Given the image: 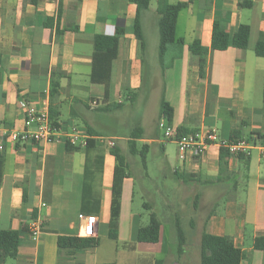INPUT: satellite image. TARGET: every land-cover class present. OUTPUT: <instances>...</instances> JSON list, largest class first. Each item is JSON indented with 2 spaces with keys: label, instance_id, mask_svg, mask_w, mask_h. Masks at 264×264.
Here are the masks:
<instances>
[{
  "label": "crops",
  "instance_id": "obj_1",
  "mask_svg": "<svg viewBox=\"0 0 264 264\" xmlns=\"http://www.w3.org/2000/svg\"><path fill=\"white\" fill-rule=\"evenodd\" d=\"M166 1L189 5L176 23V38L183 45L170 46L161 62L155 1L141 13V48L133 29L136 6L128 0H0V123L22 131L26 104L39 108L47 99L58 111L59 137L42 147L6 144L0 151V230L17 231L22 241L18 258L3 264H156L157 255L164 253V225L158 243L134 242V230L140 225L129 209L134 195L130 174L122 185L118 238H108L112 151L118 149L126 162L138 157L130 154L128 145L135 128L142 130L137 150L147 146V157L159 154L169 175L192 174L224 191L223 207L210 212L196 228L198 242L191 253L182 255L181 264H188L191 255L196 262L200 259L203 231L229 237L242 251L241 264H264V251L253 247L255 238L264 237V157L257 151L253 156V151L246 170L241 159L229 156L228 177L216 182L220 149L210 146L201 158L181 159L175 142L165 140L162 131L168 125L158 115L164 96L174 110L172 128L214 131L221 140L239 130L240 140L255 139L264 145V59L253 51L259 34H264V0ZM215 20L223 21L230 35L239 25L250 27L248 48L211 51ZM117 29L123 34L106 88L91 81L93 42L96 35L113 36ZM194 41L209 50L203 79L191 63L188 46ZM53 82L59 88L50 100ZM106 105L118 108L106 111ZM220 112L218 133L212 117ZM73 130L82 138L71 145L64 135ZM172 145L176 162L169 154ZM157 190L166 205L174 203L173 196L169 201ZM80 214L96 217L98 246L73 255L60 252L59 236L79 237ZM36 220L40 234L33 240L29 228Z\"/></svg>",
  "mask_w": 264,
  "mask_h": 264
},
{
  "label": "trees",
  "instance_id": "obj_2",
  "mask_svg": "<svg viewBox=\"0 0 264 264\" xmlns=\"http://www.w3.org/2000/svg\"><path fill=\"white\" fill-rule=\"evenodd\" d=\"M136 6V15L133 24L134 35L141 48H144V41L141 27V13L148 9L150 2L157 3L158 14V55L160 61L163 59L167 49L170 46H182L183 40L176 38V23L178 15L181 11L186 9L189 3L170 4L166 0H128ZM34 2V1H33ZM247 7L251 6V2H246ZM74 28L73 30H75ZM123 34V30L117 29L113 36L96 35L93 42L94 53L92 58V72L91 81L94 84L104 85L108 87L111 80L112 64L117 57L119 38ZM250 38V27L246 25H239L235 32L230 35L226 32V27L223 21L215 20L212 28L211 37V51H225L229 47L245 50L248 48ZM191 55V63L197 67V74L200 79L205 77L206 57L208 49L203 47L199 41H194L188 46ZM254 54L258 58L264 59V34L260 33L253 48ZM162 62V61H161ZM58 83L51 84L49 98L52 100L58 91ZM262 99L264 102V82L262 90ZM117 105H106V111L110 109H117ZM159 119L164 120L166 125L170 126L173 121L174 110L161 97L158 111ZM49 119L54 128H58L57 119L58 111L49 107ZM189 133L187 130L177 128L178 135H185ZM241 132L233 130L228 140L230 142L241 139ZM142 130L135 128L130 134L129 152L132 156H138L141 159V164L144 170L147 168V153L148 147L143 146L137 150L136 140L141 139ZM261 137V136H260ZM249 139V138H248ZM264 139V138H262ZM69 150V146L67 147ZM115 166L113 169L112 185H111V205H110V219L108 225V238L116 241L118 238V225L120 215V203L122 195V185L124 179L128 177V163L118 149L112 151ZM229 153L227 150L220 149L218 156V175L216 182L228 177V162ZM244 163L246 170H248L249 157L237 156ZM177 181H182L184 184H191L200 182L190 175L175 176ZM208 185H214L212 182ZM201 194L197 193L193 198L192 208L197 211L199 208ZM148 209H150L148 207ZM205 223V222H204ZM190 227H195V221H190ZM161 222L155 212L149 215V221L146 226L136 227L134 230L133 240L136 243H151L156 244L160 240ZM175 235H176V258L179 260L185 252L186 235L182 229L181 222L178 218L175 219ZM21 238L17 231L14 230H0V264L7 260H16L18 258V249L21 245ZM99 242L96 238H80L77 236H59L57 240V247L59 251L66 252V254L73 255L78 251H85L94 249ZM255 250L264 251V237H257L253 242ZM243 260L242 251L237 248L233 241L227 236H215L202 232L200 236V259L199 264H241ZM156 264H162L161 260H156Z\"/></svg>",
  "mask_w": 264,
  "mask_h": 264
},
{
  "label": "rangeland",
  "instance_id": "obj_3",
  "mask_svg": "<svg viewBox=\"0 0 264 264\" xmlns=\"http://www.w3.org/2000/svg\"><path fill=\"white\" fill-rule=\"evenodd\" d=\"M170 63L169 59L165 60V64ZM222 112V111H221ZM221 112L217 116H213L211 114L209 117H212L213 122L215 123V129H217L218 133L222 128V118L223 115ZM222 117V118H221ZM110 127H106V130H109ZM245 134L248 133V129H244ZM163 132V131H162ZM160 139L164 140L162 134L160 133ZM166 140V139H165ZM169 145V144H167ZM171 145V144H170ZM173 147L169 150V154L171 157L176 159V147ZM257 154L256 151L253 152V156ZM132 164H131V162ZM128 160V174L132 179V183L130 185L134 195L131 198V203L129 205V209L132 215H135L138 219V225L146 226L149 221V215L153 211L157 214L158 219L164 225L165 232V245H164V253L163 255H157L156 260L170 261L173 264H181V262L175 258V248H176V235H175V221L173 218H178L181 222V226L186 235V246L185 252H192L194 249H191L198 242V233L196 232V228L201 226L205 221L206 217L210 212L214 213V211H220L223 207V199L224 194L222 195V189L218 187L215 183L214 185H208L207 183L194 182L191 184H184L182 186V181H177L172 175H169L164 170V159L161 158L159 154L150 153L147 157V170L144 171L141 164L140 157H132ZM176 162V161H175ZM243 181V179H241ZM156 187V188H155ZM157 187L161 190L169 201L173 198V204H165V201L161 198L159 193L157 192ZM200 193L202 197V204H199V208L197 211H194L192 208L193 198L194 196ZM173 194V195H172ZM184 196V198H183ZM218 202L217 206L213 204ZM150 207V210L148 209ZM169 208V210H168ZM173 212V216L167 212ZM219 215L224 217V213ZM139 216V217H138ZM195 221V227L191 229L190 221ZM168 224V225H167ZM167 232H171L170 236H168ZM122 245H129L127 243ZM133 246V244L131 245ZM121 247V246H120ZM123 248V247H122ZM183 254V255H184ZM174 257V259L172 258ZM182 257V256H181ZM173 259V260H170ZM188 264H199V259L195 260V258L191 255L188 258Z\"/></svg>",
  "mask_w": 264,
  "mask_h": 264
},
{
  "label": "built area",
  "instance_id": "obj_4",
  "mask_svg": "<svg viewBox=\"0 0 264 264\" xmlns=\"http://www.w3.org/2000/svg\"><path fill=\"white\" fill-rule=\"evenodd\" d=\"M23 123L24 129L22 131L8 128L0 123V151L4 149L6 144L30 143L34 146L42 147L59 139L57 128L52 126L49 119L47 99L41 101L39 108L26 104ZM163 130L164 138L175 142L181 159H184L187 155L201 158L206 154L210 146L227 150L229 155L234 157L239 155L248 157L253 151H257L261 157H264V145L255 139L230 142L229 140H221L214 131L178 135L177 129L170 126L165 127ZM64 137L68 144L74 145L78 139L82 138V133L78 130H73L70 134H65ZM108 144L111 147L115 145L113 141H108ZM78 220L82 224L79 237L96 238V226L98 223L96 217L80 214L78 215ZM40 225L38 220L31 223L29 235L33 240L40 234Z\"/></svg>",
  "mask_w": 264,
  "mask_h": 264
}]
</instances>
